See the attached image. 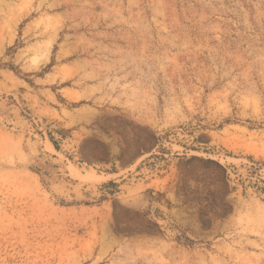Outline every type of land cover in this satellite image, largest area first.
<instances>
[{
	"label": "rangeland",
	"instance_id": "rangeland-1",
	"mask_svg": "<svg viewBox=\"0 0 264 264\" xmlns=\"http://www.w3.org/2000/svg\"><path fill=\"white\" fill-rule=\"evenodd\" d=\"M0 264H264V0H0Z\"/></svg>",
	"mask_w": 264,
	"mask_h": 264
},
{
	"label": "trees",
	"instance_id": "trees-1",
	"mask_svg": "<svg viewBox=\"0 0 264 264\" xmlns=\"http://www.w3.org/2000/svg\"><path fill=\"white\" fill-rule=\"evenodd\" d=\"M13 68V67H12Z\"/></svg>",
	"mask_w": 264,
	"mask_h": 264
}]
</instances>
